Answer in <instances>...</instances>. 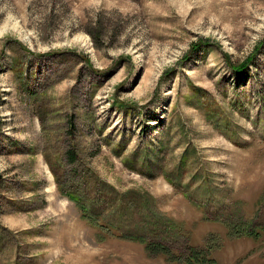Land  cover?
Returning <instances> with one entry per match:
<instances>
[{
  "label": "rangeland",
  "instance_id": "1",
  "mask_svg": "<svg viewBox=\"0 0 264 264\" xmlns=\"http://www.w3.org/2000/svg\"><path fill=\"white\" fill-rule=\"evenodd\" d=\"M193 250L264 264V0H0V264Z\"/></svg>",
  "mask_w": 264,
  "mask_h": 264
},
{
  "label": "trees",
  "instance_id": "2",
  "mask_svg": "<svg viewBox=\"0 0 264 264\" xmlns=\"http://www.w3.org/2000/svg\"><path fill=\"white\" fill-rule=\"evenodd\" d=\"M77 203H79V202H77ZM83 215L82 216H83V218L85 220L91 221L92 218H89V217L85 216V214H83ZM241 229H242L243 232L244 231H245V233L247 232V230L245 228H242L241 227ZM239 233H241V232L239 231ZM121 237H123V238H129V239H132V240H138V241H142V242H146L147 241L146 239H142L141 237H134V236H131V235H128V234L122 235ZM147 246H148L149 249H151L152 252L171 255L170 254L171 251L168 250L165 246H163L161 244H154V243L149 242L147 244ZM191 252H192L191 256H188L187 257V262H189L191 264H193V262H195V263H197V262L198 263H202V261L204 260V256H203L202 251L193 250ZM156 253H152V254H156ZM194 259H196V260H194Z\"/></svg>",
  "mask_w": 264,
  "mask_h": 264
}]
</instances>
